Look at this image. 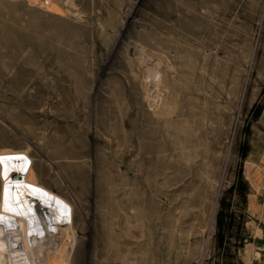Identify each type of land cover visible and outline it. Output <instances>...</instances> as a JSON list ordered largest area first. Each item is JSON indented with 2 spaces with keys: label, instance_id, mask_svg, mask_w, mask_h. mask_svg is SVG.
Wrapping results in <instances>:
<instances>
[{
  "label": "rangeland",
  "instance_id": "rangeland-1",
  "mask_svg": "<svg viewBox=\"0 0 264 264\" xmlns=\"http://www.w3.org/2000/svg\"><path fill=\"white\" fill-rule=\"evenodd\" d=\"M263 238L264 0H0V264H256Z\"/></svg>",
  "mask_w": 264,
  "mask_h": 264
},
{
  "label": "bare ground",
  "instance_id": "bare-ground-1",
  "mask_svg": "<svg viewBox=\"0 0 264 264\" xmlns=\"http://www.w3.org/2000/svg\"><path fill=\"white\" fill-rule=\"evenodd\" d=\"M16 178H19V176ZM72 246L71 236H69L66 232H59L58 237L56 236L55 238V244L46 248L48 258L50 259L52 252L62 253V256H64L71 250ZM48 262L49 261L46 260L44 264H49Z\"/></svg>",
  "mask_w": 264,
  "mask_h": 264
},
{
  "label": "water",
  "instance_id": "water-1",
  "mask_svg": "<svg viewBox=\"0 0 264 264\" xmlns=\"http://www.w3.org/2000/svg\"><path fill=\"white\" fill-rule=\"evenodd\" d=\"M16 177H18V176L16 175ZM257 242H258V244H259L260 246L263 247V252H264V238H263V239H258ZM256 264H264V260H262V261H258Z\"/></svg>",
  "mask_w": 264,
  "mask_h": 264
}]
</instances>
